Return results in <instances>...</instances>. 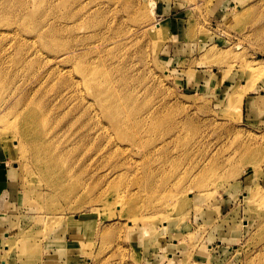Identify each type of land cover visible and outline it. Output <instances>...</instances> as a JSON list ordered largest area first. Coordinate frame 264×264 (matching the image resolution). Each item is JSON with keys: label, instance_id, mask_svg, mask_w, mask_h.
Masks as SVG:
<instances>
[{"label": "rangeland", "instance_id": "rangeland-1", "mask_svg": "<svg viewBox=\"0 0 264 264\" xmlns=\"http://www.w3.org/2000/svg\"><path fill=\"white\" fill-rule=\"evenodd\" d=\"M30 107L37 147L10 126ZM0 110V264H264V0H0ZM46 143L57 176L34 165Z\"/></svg>", "mask_w": 264, "mask_h": 264}, {"label": "bare ground", "instance_id": "bare-ground-1", "mask_svg": "<svg viewBox=\"0 0 264 264\" xmlns=\"http://www.w3.org/2000/svg\"><path fill=\"white\" fill-rule=\"evenodd\" d=\"M44 2H45V0H44ZM62 4V3H61ZM80 5V4H79ZM97 5V4H96ZM99 5V4H98ZM50 6V5H49ZM54 6V5H53ZM100 6V5H99ZM154 6V5H153ZM40 7H42V6H40ZM67 7V6H66ZM52 8V7H51ZM80 8V7H79ZM53 9H54V7H53ZM44 10V9H43ZM61 11V10H60ZM90 11V10H89ZM91 11H92V9H91ZM24 12V11H23ZM84 12V11H83ZM18 14H19V12H17ZM16 13V14H17ZM21 13V12H20ZM89 14H91V13H89ZM20 15V14H19ZM40 15V14H39ZM78 15V14H77ZM88 16V15H87ZM90 16V15H89ZM17 17V19H18V15L16 16ZM81 17V16H80ZM35 18V17H34ZM38 18V17H37ZM63 18V17H62ZM76 18H77V16H76ZM16 19V18H15ZM63 20V19H62ZM21 21V20H20ZM18 22H19V20H18ZM81 22V21H80ZM32 23V22H31ZM16 24V23H15ZM68 24V23H67ZM80 24V23H79ZM33 25V24H32ZM72 26V25H71ZM22 27V26H21ZM76 27V26H75ZM69 28V27H68ZM93 28V27H92ZM25 29V28H24ZM62 29H63V27H62ZM29 30V29H28ZM73 30V29H72ZM86 30H87V28H86ZM106 31V30H105ZM38 32V31H37ZM41 32V31H40ZM73 32V31H72ZM87 33V32H86ZM85 33V34H86ZM104 31H103V35H104ZM41 33H39V35H40ZM106 34V33H105ZM38 35V34H37ZM42 35V34H41ZM102 35V34H101ZM49 36V35H48ZM43 37V36H42ZM104 38V37H103ZM106 38V37H105ZM40 39H41V37H40ZM43 39H45V37H43ZM42 39V40H43ZM47 39V38H46ZM107 39V38H106ZM115 39V38H114ZM120 39V38H119ZM104 41H105V39H104ZM47 42V41H46ZM101 42V41H100ZM98 43V42H97ZM105 43H107V42H105ZM88 44V43H87ZM91 44V43H90ZM94 44H96V43H94ZM93 44V45H94ZM92 45V46H93ZM97 45V44H96ZM101 46H102V44H100ZM46 46V45H45ZM98 47V46H97ZM76 49V48H75ZM83 49H85L84 47H83ZM88 49H90V48H88ZM100 49V48H99ZM79 50V49H78ZM81 50V49H80ZM79 50V51H80ZM94 50V49H93ZM92 50V51H93ZM39 51V50H38ZM41 51V50H40ZM42 52V51H41ZM41 52H39L40 53V55H42V53ZM69 52V51H68ZM87 52V51H86ZM85 52V53H86ZM90 52V51H89ZM106 52H107V50H106ZM32 53V52H31ZM36 53V52H35ZM91 53V52H90ZM93 53V52H92ZM100 53V52H99ZM55 54V53H54ZM73 54V53H72ZM83 54V53H82ZM95 54V53H94ZM93 54V55H94ZM103 54V53H102ZM101 54V55H102ZM38 55V54H37ZM45 55H46V53H45ZM48 55V54H47ZM51 55H53V54H51ZM56 55V54H55ZM55 55H53V56H55ZM69 55H71V54H69ZM79 55V54H78ZM77 55V56H78ZM88 55H89V53H88ZM87 55V56H88ZM30 56V55H29ZM39 56V55H38ZM86 56V55H85ZM84 56V57H85ZM34 57H36V56H34ZM42 57V56H41ZM61 57V56H60ZM71 57V56H70ZM80 57V56H79ZM47 58V57H46ZM49 58V57H48ZM82 58V57H81ZM86 58V57H85ZM88 58V57H87ZM96 58V57H95ZM53 59V58H52ZM56 59H58V58H56L55 57V60ZM93 59V58H92ZM97 59V58H96ZM35 60V59H34ZM43 60H44V57H43ZM50 60V59H49ZM54 60V61H55ZM70 60H71V58H70ZM80 60V59H79ZM25 61H26V59H25ZM52 61V60H51ZM63 61V60H62ZM69 61V60H68ZM67 61V62H68ZM47 62V61H46ZM56 62V61H55ZM58 62V61H57ZM56 62V63H57ZM45 63V62H44ZM50 63H53V62H50ZM61 63V62H60ZM83 63V62H82ZM42 64V63H41ZM59 64V63H58ZM50 65V64H49ZM52 65H54V63L52 64ZM48 66V65H47ZM81 66V65H80ZM123 66V65H122ZM43 67V66H42ZM46 67V66H45ZM62 69V68H61ZM47 70V69H46ZM64 70V69H63ZM62 70V71H63ZM52 71V70H51ZM80 72H81V76H82V78H83V80H84V84H85V86L88 88V89H90V90H93L94 91V94H95V97H96V100H97V103H98V105L101 107V109L102 110H104L105 111V113H106V115H107V117H108V119L111 121V122H113V123H115V124H120L121 123V129H123L124 130V127L125 126H127V120L128 119H125V118H122V115H123V113H124V111H125V108H122V103H121V105H120V102L118 101V97H117V92L116 93H114V92H112L111 90H110V88L105 84V83H103V82H101V78L100 77H98V76H100V75H102L101 73H97V72H95V71H93V70H89L87 67H85V66H82L81 68H80V70H79ZM65 72V71H64ZM33 73H36V72H33ZM46 73V72H45ZM58 73V72H57ZM110 73V72H109ZM43 74V73H42ZM50 74H52V73H50ZM64 74V73H63ZM108 74V73H107ZM68 75V74H67ZM66 75V76H67ZM35 76V75H34ZM58 76V75H57ZM56 76V77H57ZM59 76H60V73H59ZM61 76H63V75H61ZM45 77V76H44ZM108 77V76H107ZM112 77V76H111ZM110 77V78H111ZM40 79H41V77H39ZM50 78H51V76H50ZM54 78V77H53ZM58 78V77H57ZM80 78V77H79ZM38 79V78H37ZM42 79H44V78H42ZM55 79V78H54ZM106 79V78H105ZM59 80V79H58ZM2 81V80H1ZM47 81V80H46ZM122 81H123V79H122ZM48 82V81H47ZM120 82V81H119ZM40 83V82H39ZM38 83V84H39ZM45 83V82H44ZM73 83V82H72ZM111 83V82H110ZM114 83V82H113ZM46 84V83H45ZM49 84H51V82L49 83ZM126 84V83H125ZM41 85V84H40ZM71 85V84H70ZM82 85V84H81ZM119 85H121V84H119ZM63 86V85H62ZM73 86V85H72ZM115 86H116V82H115ZM64 87V86H63ZM79 87H80V85H79ZM82 87V86H81ZM30 88V87H29ZM51 88V87H50ZM49 88V89H50ZM66 88H67V86H66ZM74 88H75V86H74ZM116 88V87H115ZM80 89V88H79ZM78 89V90H79ZM84 89V88H83ZM82 89V90H83ZM122 89V88H121ZM31 90V89H30ZM40 90H42V89H40ZM44 90V89H43ZM77 90V89H76ZM40 92V91H39ZM46 92V91H45ZM69 92V91H68ZM82 92V91H81ZM43 93V92H42ZM41 93V94H42ZM71 93V92H70ZM84 93V92H83ZM60 94V93H59ZM69 94V93H68ZM121 94V93H120ZM132 94V93H131ZM52 95V94H51ZM72 95V94H71ZM81 95H83V94H81ZM91 95V94H90ZM45 96V95H44ZM66 96V95H65ZM40 99H42L40 96H38ZM80 97V96H79ZM37 98V97H36ZM53 98V97H52ZM62 98H64V97H62ZM81 98H83V96L81 97ZM124 98V97H123ZM122 98V99H123ZM125 98H127V97H125ZM71 99H72V97H71ZM85 99V98H84ZM24 100V99H23ZM27 100V99H26ZM92 100V99H91ZM28 101V100H27ZM77 101V100H76ZM82 101V100H81ZM88 101V100H87ZM123 101H124V99H123ZM135 101V100H134ZM45 102V101H44ZM64 102H66L65 100H64ZM125 102V101H124ZM10 103V102H9ZM26 103H28V102H26ZM30 103V102H29ZM28 103V104H29ZM35 104H37L36 102H34ZM43 103V102H42ZM41 103V104H42ZM47 103V102H46ZM49 103V102H48ZM67 103V102H66ZM247 103V102H246ZM70 104V103H69ZM77 104H78V102H77ZM24 105V104H23ZM45 105V104H44ZM48 105V104H47ZM61 105H62V103H61ZM67 105V104H66ZM76 105V104H75ZM126 105V104H125ZM131 105V104H130ZM8 106V105H7ZM22 106V105H21ZM35 106V105H34ZM43 106V105H42ZM46 106V105H45ZM50 106V105H49ZM48 106V107H49ZM57 106V105H56ZM24 107V106H23ZM47 107V106H46ZM78 107V106H77ZM91 107V106H90ZM89 107V108H90ZM25 108V107H24ZM59 107H57V109H58ZM92 108V107H91ZM90 108V109H91ZM128 108V107H127ZM132 108V107H131ZM6 109V108H5ZM20 109H22L21 107H20ZM19 109V110H20ZM52 109V108H51ZM82 109V108H81ZM98 108H96V110H97ZM133 109V108H132ZM2 110V109H1ZM0 110V111H1ZM84 110V109H83ZM151 110V109H150ZM23 111V110H22ZM91 111V110H90ZM127 111V110H126ZM129 111V110H128ZM133 111H134V109H133ZM138 111H140V110H138ZM153 111V110H152ZM155 111V110H154ZM51 112V111H50ZM85 112V111H84ZM10 113V115L12 114V112H9ZM9 113H8V115H9ZM65 113V112H64ZM126 113V112H125ZM129 113V112H128ZM133 113V112H132ZM135 113V112H134ZM143 113V112H142ZM158 113V112H157ZM7 114V113H6ZM86 114V113H85ZM153 114V113H152ZM152 114H150V115H152ZM46 115V114H45ZM45 115H43V116H45ZM99 115V114H98ZM98 115H97V117H98ZM143 115V114H142ZM144 115H145V113H144ZM37 116H38V114L37 113H35L34 111H33V109H32V107H30L29 109H27V111H25V112H23L22 114H17V115H15L14 116V119H13V122H12V124L10 125L11 127H19L18 129H16V128H14V129H16L17 131H18V133L20 134V135H22L23 137H25V139L26 140H28V139H30L31 140V142H33V143H35L36 144V147L38 146V144H39V139H38V135H39V130L37 129ZM121 116V117H120ZM136 116V115H135ZM3 117H4V114H1L0 115V122H1V120L3 119ZM62 117V116H61ZM60 117V118H61ZM132 117V116H131ZM161 117V116H160ZM160 117H158V118H160ZM42 118V117H41ZM120 118H121V121H120ZM157 118V119H158ZM146 119V118H145ZM155 119V118H154ZM157 119H155V121L157 120ZM47 120V119H46ZM100 120V119H99ZM102 120V119H101ZM100 120V121H101ZM131 120V119H130ZM135 120H136V118H135ZM161 120V119H160ZM166 120V119H165ZM42 120L40 119V122H41ZM96 121V120H95ZM99 121V122H100ZM142 121V120H141ZM140 121V122H141ZM149 121V120H148ZM162 121V120H161ZM160 121V122H161ZM89 122V121H88ZM102 122V121H101ZM143 122V121H142ZM152 122V121H151ZM128 123H129V121H128ZM131 123V122H130ZM147 123V122H146ZM155 123V122H154ZM7 124V123H6ZM9 124V123H8ZM42 124V123H41ZM108 124V123H107ZM106 124V125H107ZM157 125V124H156ZM133 126H134V124H133ZM139 126H141V125H139ZM138 126V127H139ZM149 126H150V123H149ZM153 126V125H152ZM151 126V127H152ZM155 126V125H154ZM159 126V125H158ZM9 127V126H8ZM33 128V130L35 131V132H33L34 134H32V132L30 131V129H32ZM95 128V127H94ZM146 128H147V125H146ZM89 129V128H88ZM104 129V128H103ZM107 129H109V128H107ZM117 129V128H116ZM134 129V128H133ZM148 129H149V127H148ZM44 130H45V128H44ZM43 130V131H44ZM92 130V129H91ZM132 130V129H131ZM136 130H138V128L136 129ZM154 130V129H153ZM135 131V130H134ZM82 132V131H81ZM85 132V131H84ZM16 133V132H15ZM134 133V132H133ZM36 134V135H35ZM78 134V133H77ZM129 134V133H128ZM137 134V133H136ZM136 134H135V136H136ZM30 135H32L34 138L32 139L31 138V136ZM92 135V134H91ZM94 135V134H93ZM176 135V134H175ZM181 135V134H180ZM88 136V135H87ZM90 136V135H89ZM134 136V137H135ZM137 137V136H136ZM174 138V137H173ZM182 138V137H181ZM111 140V139H110ZM174 140V139H173ZM176 140V139H175ZM182 140V139H181ZM180 140V141H181ZM112 141H110V143H111ZM115 142V141H114ZM179 142V141H178ZM44 143H45V141H44ZM109 143V142H108ZM113 144V143H112ZM103 146V145H102ZM105 146V145H104ZM109 146V145H108ZM28 147V146H27ZM29 147L30 148H32V144L31 143H29ZM28 147V148H29ZM29 148V149H30ZM103 148H105V147H103ZM48 149H49V145L46 143V145H44L43 147H42V149H39V147L37 148V151H36V149H35V151L32 153L33 154V158L34 159H36V161L34 162V165L35 166H37V169L40 171V172H42L43 174H45V175H48L49 176V174H51V173H53L55 176H57V173H60L61 172V170H60V161H59V159H58V157L57 158H54V155H52V154H49L48 153ZM102 150V149H101ZM103 152V151H102ZM102 154V153H101ZM41 156H43L44 158H43V160H40L39 159V157H41ZM47 156H52L51 158L52 159H50V160H48V161H46L47 159H48V157ZM91 158V157H90ZM39 160H40V162H39ZM16 165V164H15ZM19 167H17L16 169H18ZM204 170V169H203ZM146 180V179H145ZM147 181V180H146ZM151 181V180H150ZM58 183H60L59 181H58ZM237 184V183H236ZM142 185V184H141ZM148 185H150L149 183H148ZM238 185V184H237ZM58 186V185H57ZM147 187V186H146ZM146 189V188H145ZM156 193V192H155ZM118 195V194H117ZM242 198L243 199H245V201H249V202H252V199H257L258 198V196H257V193H254L253 195L251 194V193H244V195H242ZM116 205V204H115ZM134 210V209H133ZM131 212V211H130ZM133 213V212H132ZM131 215V214H130ZM85 216L84 215H79L78 216V220H82L83 218H84ZM164 218V217H163ZM162 218V219H163ZM169 220L167 219V220H165V221H160V223L162 224V225H164V227L165 228H168V225L170 224V226H171V223H170V221L168 222Z\"/></svg>", "mask_w": 264, "mask_h": 264}, {"label": "crops", "instance_id": "crops-1", "mask_svg": "<svg viewBox=\"0 0 264 264\" xmlns=\"http://www.w3.org/2000/svg\"><path fill=\"white\" fill-rule=\"evenodd\" d=\"M231 0H216L217 5H224L225 3L230 2ZM213 13H215V9ZM14 173H12V170H7L5 169H0V194H1V198H3L1 200L0 198V224L2 223L3 220L8 219V213L12 212V210L14 209L16 211V205L13 204L14 203V198L16 195L14 194V184L11 181V176ZM255 177H253L250 181V183H255L254 181ZM254 185V184H253ZM5 234V233H4ZM64 248H67L68 243H64L63 244ZM1 263H5L4 261H1Z\"/></svg>", "mask_w": 264, "mask_h": 264}]
</instances>
